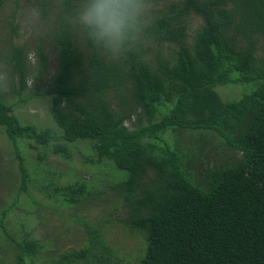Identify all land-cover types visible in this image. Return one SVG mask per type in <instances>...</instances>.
Segmentation results:
<instances>
[{
    "label": "trees",
    "instance_id": "trees-1",
    "mask_svg": "<svg viewBox=\"0 0 264 264\" xmlns=\"http://www.w3.org/2000/svg\"><path fill=\"white\" fill-rule=\"evenodd\" d=\"M9 1L0 72L8 71L13 95L28 89L23 99L45 98L54 123L21 122L18 100L0 93V128L17 165L18 189L0 212L12 264H35L43 249L30 220L15 221L16 230L10 223L14 210L23 212V192L21 210L37 207L28 186L52 208L54 198L75 206L105 190L117 201L95 223L76 219L84 241L49 264H117L105 237L115 223L141 239L134 264H264V0H137L135 25L110 45L82 20L94 0H0V12ZM24 2L51 22L41 35L16 21ZM239 84L250 90L235 99L217 87ZM195 130L214 134L215 153L182 140ZM21 141L38 160L71 159V146L88 143L84 162L111 169L106 187L84 175L61 184L60 171L25 159Z\"/></svg>",
    "mask_w": 264,
    "mask_h": 264
},
{
    "label": "rangeland",
    "instance_id": "rangeland-1",
    "mask_svg": "<svg viewBox=\"0 0 264 264\" xmlns=\"http://www.w3.org/2000/svg\"><path fill=\"white\" fill-rule=\"evenodd\" d=\"M53 4H55L56 9L58 4L55 1H53ZM12 7L13 3L9 1L5 8L0 12V40L4 36H8L7 33L9 26L7 23H5V21H10V11L12 10ZM33 9L34 7L29 5V2H24V5L20 11L21 17L18 16L16 21H18L22 27L27 26L28 23L30 27L33 26L34 30L41 35L47 30L45 28L46 25L51 22L46 19H40L38 13ZM30 27L27 28L29 34ZM26 36L29 37L28 34H26ZM32 37L33 39L37 38L35 34ZM44 46L45 49L48 50L46 43ZM35 58V53L29 54L27 56L29 64L34 63ZM52 64L53 63H51V65ZM2 68L4 67L2 66ZM31 85V83L27 84L29 87ZM226 86L229 85H220L217 87L219 89L222 88L220 92L223 97H229L231 99L239 98L242 93H244L242 91L247 92L250 90V86L246 84H239L235 85L234 87ZM8 92V96L10 98L13 100H18L16 106L14 107V112L21 122L33 123L38 127L54 125L51 114L49 113V104L45 98H34L31 100L23 99V97L28 92V89L22 92L21 98H19L20 95H13V93H10L11 86ZM138 117L139 115H133V120L135 123L141 124L145 122L144 119ZM125 125L129 128H132V124H130L129 121L125 122ZM192 132L194 133L191 135V137L190 132L183 133L181 137L182 140L189 143L190 139H193L196 144L203 145L207 149H210L212 153L217 151L214 148V145L217 146L218 139L214 136V134H211V131L195 130ZM199 137L202 139H199ZM27 144V142H20V147L23 149L26 155L25 159L29 163L31 160H33L35 163H39L51 169L60 171L62 173V175L59 177V182L61 184L72 182L75 177L84 175L85 177H88V179H93L100 183L101 188L106 187L107 179L104 177V175H109L111 169L108 165H105L106 168H95L84 162V153L87 152L85 147L88 143L77 142L73 147L71 146V159H64L59 156H50L48 159L40 160L36 158L35 151L31 150ZM226 153L230 154V150H226ZM222 158H224L223 155L220 157V159ZM16 166L17 165L13 157V146L0 128V212L1 209L7 204V200L13 199L16 190L18 189L15 184V169H17ZM27 189L30 196L35 198L39 204L36 202L37 204L35 203L34 205H37V207L31 210H28L27 208L21 210L22 206L24 205L23 203H26L29 198V196L23 192L20 194L19 199L20 202L23 200L26 201L18 204L16 207L20 209L19 211L23 212L20 213L18 210H14L12 216L10 217V223L15 224V221L20 220V218L22 219L24 216L27 221L30 220V223H28V229L32 232L36 239L44 242L43 249L38 251L34 256L35 264H42L45 261L46 264H49L48 261H50V256L54 257L59 251L78 247L80 243L84 241L85 230L83 225L80 222H77L76 219H86L91 223H95L98 219L105 216L104 214L111 209L113 203L117 202L109 192H106V190L105 193L107 194L103 193L100 196L92 195L95 194V189V191L92 190L90 193L92 196H88L86 200L75 206L64 205L59 199L54 198L51 202H57L58 204H55V208H52L49 207L51 203L47 199L43 198V193L41 190H39L37 187L31 186H28ZM118 226L120 225L115 223L114 225H109L105 229L106 239L113 246H115L117 251L116 256H114L112 259L120 260L117 264H134L133 250L138 247V241H141V239L138 237H132L129 234H124L121 227ZM13 229H17L16 224L13 225ZM5 241L6 239L0 232V264H12L14 263L13 260L15 259V253L11 251L12 249H10V246L7 249V244ZM5 249L7 251L3 252ZM26 260H30L29 257L26 258Z\"/></svg>",
    "mask_w": 264,
    "mask_h": 264
},
{
    "label": "clouds",
    "instance_id": "clouds-1",
    "mask_svg": "<svg viewBox=\"0 0 264 264\" xmlns=\"http://www.w3.org/2000/svg\"><path fill=\"white\" fill-rule=\"evenodd\" d=\"M140 10L137 0H94L85 8L82 20L96 41L110 45L121 40L126 29L135 25ZM0 79V93H7L11 82L7 70L0 72Z\"/></svg>",
    "mask_w": 264,
    "mask_h": 264
}]
</instances>
